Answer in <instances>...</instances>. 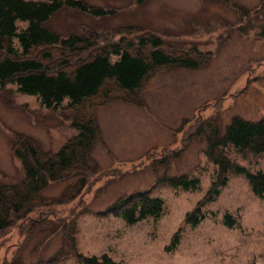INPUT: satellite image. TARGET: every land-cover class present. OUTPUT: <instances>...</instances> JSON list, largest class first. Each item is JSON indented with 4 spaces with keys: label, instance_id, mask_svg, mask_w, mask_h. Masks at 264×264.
<instances>
[{
    "label": "rangeland",
    "instance_id": "1",
    "mask_svg": "<svg viewBox=\"0 0 264 264\" xmlns=\"http://www.w3.org/2000/svg\"><path fill=\"white\" fill-rule=\"evenodd\" d=\"M46 2L47 0H24ZM112 11L95 17L62 8L43 26L62 38L97 34L99 47L137 45L143 34L159 37L172 52L199 53L197 70L159 68L145 83L143 106L114 100L96 111L101 142L88 163L98 172L72 198L75 180L41 193L45 208L0 235V264L16 257L48 261L60 249L65 225L74 221L76 250L85 257L106 255L116 264H261L264 262V202L244 175L230 173L212 202L201 208L197 226L185 223L209 191L216 167L195 137L206 119L220 116L256 122L264 116L263 0H78ZM19 30L27 27L18 22ZM198 55V54H196ZM117 57H112L115 62ZM65 99L62 106L67 105ZM78 132L62 109L49 111L16 85L0 88V182L25 177L11 151L17 135L33 138L44 153H56ZM227 156L250 174H264V154ZM198 180L196 190L173 188L164 176ZM146 193L163 202L158 219L127 225L110 211L119 198ZM65 195V203L53 204ZM231 216L233 226L226 223ZM178 243L172 248V238ZM50 264H77L73 256Z\"/></svg>",
    "mask_w": 264,
    "mask_h": 264
},
{
    "label": "trees",
    "instance_id": "2",
    "mask_svg": "<svg viewBox=\"0 0 264 264\" xmlns=\"http://www.w3.org/2000/svg\"><path fill=\"white\" fill-rule=\"evenodd\" d=\"M147 1L135 0V3L142 5ZM62 8L95 17L113 14L78 0H0V88L16 85L19 93L36 96L47 110L62 109L71 127L78 132L56 153H44L31 137L16 136L11 151L21 162L25 177L17 185L0 182V235L45 208L41 193L49 186L75 180L70 187L73 199L87 187L88 180L98 172L96 164L88 163L91 152L101 142L96 118L98 108L114 100L143 106L141 95L145 83L157 69L197 70L205 63L195 50L192 55L165 49L162 40L150 33L138 37L137 45L129 47L121 44L99 47V38L94 32L62 38L43 26ZM18 22H26L27 27L19 30ZM261 36L264 37V28ZM112 57L117 60L113 62ZM65 99L68 103L63 107ZM195 137L203 140L204 154L216 167V173L204 199L186 215V224H199L203 216L201 208L219 196L230 173L244 175L252 193L264 202V174L248 173L225 153V149L233 147L241 155L264 154V116L256 122L232 117L222 127L217 115L202 121ZM162 182L186 191L196 190L199 184L198 180H189L184 175L164 176ZM65 202L64 195L53 204ZM163 205L159 198L134 193L119 198L110 211L127 225H134L148 217L158 219ZM225 220L229 226L234 225L231 216L227 215ZM64 231L60 249L48 261L40 260L36 264L67 261L70 255L77 264H116L106 255L88 258L77 252L74 221L66 224ZM177 243L176 234L172 248ZM9 264L31 263L16 257Z\"/></svg>",
    "mask_w": 264,
    "mask_h": 264
},
{
    "label": "water",
    "instance_id": "3",
    "mask_svg": "<svg viewBox=\"0 0 264 264\" xmlns=\"http://www.w3.org/2000/svg\"><path fill=\"white\" fill-rule=\"evenodd\" d=\"M261 264H264V262H263V263H261Z\"/></svg>",
    "mask_w": 264,
    "mask_h": 264
}]
</instances>
